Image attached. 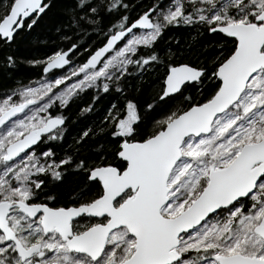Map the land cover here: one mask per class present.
Segmentation results:
<instances>
[{
  "label": "snow or ice",
  "instance_id": "1",
  "mask_svg": "<svg viewBox=\"0 0 264 264\" xmlns=\"http://www.w3.org/2000/svg\"><path fill=\"white\" fill-rule=\"evenodd\" d=\"M49 7L7 0L0 40L12 42ZM136 7L74 0L80 42L31 60L42 75L0 93V264H264V0H153L133 16ZM180 25L230 43L197 62L171 49L162 59L156 44ZM93 29L103 36L95 48ZM154 65L164 67L158 99L190 86L199 98L159 119L145 113L155 101L145 110L113 101L104 127L77 139L115 138L111 151L97 145L104 155L94 161L48 146L64 138L62 110L86 90H97L94 101L123 93L127 77ZM70 165L84 180L61 202L49 184Z\"/></svg>",
  "mask_w": 264,
  "mask_h": 264
},
{
  "label": "trees",
  "instance_id": "2",
  "mask_svg": "<svg viewBox=\"0 0 264 264\" xmlns=\"http://www.w3.org/2000/svg\"><path fill=\"white\" fill-rule=\"evenodd\" d=\"M130 2L138 5L132 12L135 16L141 9L150 6L153 0H130ZM6 3L7 0H0V12L3 11ZM73 5L74 0H50V7L37 17L36 23L30 29L25 27L22 31H18L12 42L0 40V93L15 87L17 83L27 84L33 78H39L42 75L41 67L31 64V60H42L57 48H67L71 42H80L75 35L76 28L71 27L69 9ZM115 18V15L107 16L104 24L108 25ZM95 31L93 29V34L87 38L93 48L103 42V36L96 35ZM221 36L219 32L209 33L201 27L171 26L156 44V48L162 59H167L168 49H171L178 53L175 59H180V55H183L185 61L197 62L201 57H213L217 51L216 45L230 43L222 41ZM87 54L81 55L78 62H82ZM8 56L14 58V65L6 62ZM154 68L155 71L135 73L127 77L126 91L123 93H117L113 89L106 94L99 93V98L94 101L92 97L97 94V90H86L67 107L66 111L62 110L67 117L64 138L52 141L48 146L52 147L58 156L70 154L78 158L87 157L94 161L98 155H104V152L97 149V145L103 144L107 151H111L116 143L115 138L110 137L105 131L99 136L89 135L83 143H77V139L85 129L90 128L95 131L104 127L103 118L113 101L117 105H123L127 99H133L142 110H145L146 104L155 101L153 109L145 110V113L153 119H159L169 111L184 107L185 97L199 98V93L190 86L186 89L184 97L172 96L163 100L158 99L164 67L154 65ZM89 104L93 105L92 110L82 112L81 109ZM145 122L151 128V123L148 120ZM83 180V174L70 165L63 181H51L49 186H54L63 202L72 199V193L81 187ZM89 187L92 193L98 191V185Z\"/></svg>",
  "mask_w": 264,
  "mask_h": 264
},
{
  "label": "water",
  "instance_id": "3",
  "mask_svg": "<svg viewBox=\"0 0 264 264\" xmlns=\"http://www.w3.org/2000/svg\"><path fill=\"white\" fill-rule=\"evenodd\" d=\"M67 66H65V68H66ZM53 71H55V70H53Z\"/></svg>",
  "mask_w": 264,
  "mask_h": 264
}]
</instances>
